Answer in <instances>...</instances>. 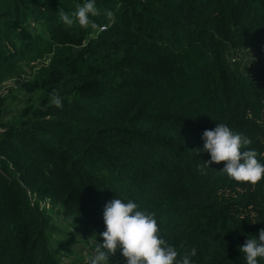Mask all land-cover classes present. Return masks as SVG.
I'll return each instance as SVG.
<instances>
[{
  "label": "trees",
  "instance_id": "1",
  "mask_svg": "<svg viewBox=\"0 0 264 264\" xmlns=\"http://www.w3.org/2000/svg\"><path fill=\"white\" fill-rule=\"evenodd\" d=\"M82 2L0 0V84L26 79L16 119L0 101V264H65L53 216L96 246L113 197L153 213L177 259L245 264L264 176L205 166L200 137L226 124L264 162V0H96L86 27Z\"/></svg>",
  "mask_w": 264,
  "mask_h": 264
},
{
  "label": "clouds",
  "instance_id": "2",
  "mask_svg": "<svg viewBox=\"0 0 264 264\" xmlns=\"http://www.w3.org/2000/svg\"><path fill=\"white\" fill-rule=\"evenodd\" d=\"M98 14L96 0H83L77 4L72 17L82 27L90 24V17ZM61 9L59 18L62 23L72 25L73 18ZM51 102L57 108L62 107V100L53 95ZM202 152L209 154L204 165L224 161L221 168L224 174L235 181H247L252 184L264 176V162L258 159L255 149L247 148V138L232 131L226 124L217 123L212 129H205L201 134ZM203 171V167L198 165ZM104 230L99 233L102 240L96 244L94 253L87 264H109V257L117 248L126 258L125 264H192L191 257L196 255L192 248L180 259L174 246L167 244L160 234L155 216L141 210L131 199L115 198L105 202L102 213ZM252 223H255L253 221ZM245 264H259L264 259V228L257 231L254 238H249L239 246Z\"/></svg>",
  "mask_w": 264,
  "mask_h": 264
},
{
  "label": "rangeland",
  "instance_id": "3",
  "mask_svg": "<svg viewBox=\"0 0 264 264\" xmlns=\"http://www.w3.org/2000/svg\"><path fill=\"white\" fill-rule=\"evenodd\" d=\"M14 84L6 83L1 87L0 85V101L3 120L16 119L17 112L23 97V86L22 83L26 81L23 77L19 76L16 78ZM53 222L56 228L50 232V242L60 245V252L65 256V264H72L81 259L89 258L95 249V242L98 240V235L89 239V242L75 243L76 240L68 241L69 238L64 234V231L68 229V224L64 220L58 219V216H53ZM67 237V238H66ZM125 259L119 248L116 252L109 257V264L125 263ZM108 264V262H106Z\"/></svg>",
  "mask_w": 264,
  "mask_h": 264
},
{
  "label": "built area",
  "instance_id": "4",
  "mask_svg": "<svg viewBox=\"0 0 264 264\" xmlns=\"http://www.w3.org/2000/svg\"><path fill=\"white\" fill-rule=\"evenodd\" d=\"M104 28H105V26H101V27H100V29H104ZM15 80H17V79H9V80H7V81H4V82L1 84V87H2L3 85H5L6 83H8V84H14ZM1 131H3L2 128H0V132H1Z\"/></svg>",
  "mask_w": 264,
  "mask_h": 264
},
{
  "label": "bare ground",
  "instance_id": "5",
  "mask_svg": "<svg viewBox=\"0 0 264 264\" xmlns=\"http://www.w3.org/2000/svg\"><path fill=\"white\" fill-rule=\"evenodd\" d=\"M1 84H2V83H1ZM1 84H0V85H1Z\"/></svg>",
  "mask_w": 264,
  "mask_h": 264
}]
</instances>
